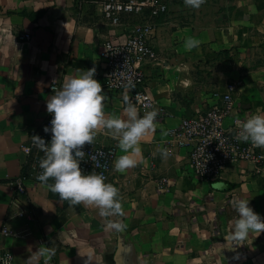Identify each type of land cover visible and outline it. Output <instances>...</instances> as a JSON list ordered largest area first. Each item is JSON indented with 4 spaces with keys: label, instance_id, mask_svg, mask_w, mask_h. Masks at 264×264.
<instances>
[{
    "label": "crops",
    "instance_id": "0c3cea01",
    "mask_svg": "<svg viewBox=\"0 0 264 264\" xmlns=\"http://www.w3.org/2000/svg\"><path fill=\"white\" fill-rule=\"evenodd\" d=\"M153 20L157 58L142 63L143 86L156 99L153 107L167 112L140 145L142 163L125 173L114 170L124 154L118 141L103 133L95 141L117 146L107 182L122 197L124 217L111 218L127 225L118 233L106 228L98 209L70 206L38 181L30 173L36 152L27 154L22 145L39 133L52 81L61 88L78 69L95 67L101 83L100 43L122 26L107 23L100 0H0V228L15 232L0 231V245L13 253V264H43L36 253L42 246L55 249L50 264H264V233L241 243L228 238L238 218L233 198L248 199L264 219V163L241 160L216 179L201 178L189 165L188 147L161 134L236 77L243 80L233 93L241 113L264 112V0H206L199 9L169 0ZM24 32L31 37H20ZM188 37L200 46L187 51ZM104 91L105 113L124 118L131 88ZM161 148L172 155L163 159ZM18 175L25 191L15 202L10 180ZM162 175L168 190L156 186Z\"/></svg>",
    "mask_w": 264,
    "mask_h": 264
},
{
    "label": "clouds",
    "instance_id": "9594fccd",
    "mask_svg": "<svg viewBox=\"0 0 264 264\" xmlns=\"http://www.w3.org/2000/svg\"><path fill=\"white\" fill-rule=\"evenodd\" d=\"M204 3L206 0H184L185 6L193 9H199ZM200 44V40L188 37L185 49L191 51ZM78 70V75L65 78L62 87L47 99L46 108L52 119L51 127L45 126L44 132H51L50 142L39 135L31 136L32 145L43 153L39 162L42 171L36 179L70 206L83 204L98 209L99 215L107 221L106 228L120 233L126 230L127 225L122 219H111L125 215L120 190L106 182L102 173L83 172L80 167V162L85 160L83 149L85 145H93L98 134L103 133L117 140L119 149L124 153L115 160L114 170L125 173L137 167L142 163L138 159L142 141L158 127L156 118L159 110L153 107L141 116L136 105L125 95L124 118L108 115L104 109L109 97L102 84L94 78L96 68ZM125 87H134L133 81L128 80ZM236 127L237 141L264 148V112H257L243 121L237 120ZM161 134L166 136L168 132L161 129ZM159 154L165 160L172 155L166 148H161ZM91 160L96 162L97 168L100 167L96 156H92ZM49 180L54 183L49 184ZM231 204L238 218L229 232L230 240L241 243L251 234L258 237L264 233V219L250 207L248 199L233 198ZM36 253L43 264H50L56 254L55 249L48 246L37 248Z\"/></svg>",
    "mask_w": 264,
    "mask_h": 264
},
{
    "label": "built area",
    "instance_id": "2783aa9c",
    "mask_svg": "<svg viewBox=\"0 0 264 264\" xmlns=\"http://www.w3.org/2000/svg\"><path fill=\"white\" fill-rule=\"evenodd\" d=\"M169 0H100L102 17L113 26H122L119 34H107L100 43L101 56V84L104 89L117 90L125 87L128 80H132L134 87L129 96L131 102L138 110L150 109L156 104V99L143 86L145 73L142 63L157 58L153 45L156 25L155 16L163 14L168 9ZM22 38H30L29 32L21 34ZM240 77L232 78L225 83L224 91L217 95L210 103L189 114L184 115L179 124L167 129L168 135L175 138L174 144L188 147V162L193 173L201 178L213 180L221 176L222 171L230 164L241 160H249L257 166L264 163V148L253 146L250 142H241L235 139L237 120L243 121L248 116L241 113V108L234 103L233 93L241 86ZM50 97L55 90L60 89L56 81L48 86ZM161 119L166 114V108L158 105ZM227 123L225 118L231 116ZM52 114L46 113L38 135L46 142L51 140V132L45 133L44 127H51ZM25 153L35 150V155L30 161L33 176L42 170L39 162L43 153L29 143L22 145ZM85 157L80 162V167L85 174L92 171L102 173L108 180L112 161L117 152L115 144L103 145L94 143L85 145ZM96 156L100 167L91 160ZM154 163L152 162L151 165ZM15 191L13 201L18 202V195L25 191L24 176L18 175L10 180ZM170 180L162 175L156 179V186L160 190H168ZM19 210L18 214H22ZM3 234L15 233L9 226L3 224L0 228ZM0 264H13V253L0 245Z\"/></svg>",
    "mask_w": 264,
    "mask_h": 264
}]
</instances>
